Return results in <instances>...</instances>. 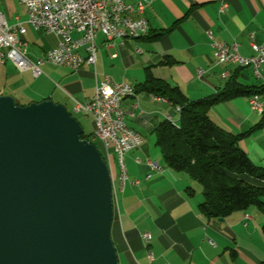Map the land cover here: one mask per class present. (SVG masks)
Wrapping results in <instances>:
<instances>
[{
    "label": "crops",
    "instance_id": "obj_1",
    "mask_svg": "<svg viewBox=\"0 0 264 264\" xmlns=\"http://www.w3.org/2000/svg\"><path fill=\"white\" fill-rule=\"evenodd\" d=\"M123 1L145 3L142 15L148 24L147 37L125 38L119 47L97 32L94 65L83 63L71 69L44 62L36 77L4 61L0 64V96L9 95L18 105L50 99L74 112V101L91 98L95 83L105 75L136 86L149 72L177 86L189 99L212 94L234 72L242 84L264 83V60L258 78L250 67L216 63L212 47V41L235 44L241 56L253 55L249 34L257 43L264 40V0ZM222 3L226 9L220 14ZM0 12L8 24L18 20L26 26L20 37L29 60L41 58L57 43L56 35L25 23L26 8L18 0H0ZM136 47L142 52H134ZM259 99L264 109V95ZM122 105L125 122L142 142L125 154L123 185L117 181L115 156L110 151L116 187L110 238L118 264H264V197L262 207L250 205L224 218L206 217L199 209V183L166 166L154 142V128L166 116L173 120L175 106L146 91H135ZM208 116L235 134L257 123L261 113L250 108L248 96H239L211 106ZM239 145L253 164L264 167V125ZM148 161L158 168H151ZM145 233L148 241L142 238Z\"/></svg>",
    "mask_w": 264,
    "mask_h": 264
},
{
    "label": "water",
    "instance_id": "obj_2",
    "mask_svg": "<svg viewBox=\"0 0 264 264\" xmlns=\"http://www.w3.org/2000/svg\"><path fill=\"white\" fill-rule=\"evenodd\" d=\"M50 99L0 96V264H118L108 166Z\"/></svg>",
    "mask_w": 264,
    "mask_h": 264
},
{
    "label": "built area",
    "instance_id": "obj_3",
    "mask_svg": "<svg viewBox=\"0 0 264 264\" xmlns=\"http://www.w3.org/2000/svg\"><path fill=\"white\" fill-rule=\"evenodd\" d=\"M101 1H108L109 6H117V14L102 11ZM18 2L26 8L25 23L28 26L58 37L55 46L48 49L41 58L31 61L27 58L25 43L20 37L26 33V26L18 20L8 24L4 14L0 12V64L9 61L20 71L29 70L34 77L41 73L40 65L44 62L71 69H77L83 63L94 65L97 32H101L108 42L114 40L117 46L121 47L124 43H118V36L140 38L143 29H148L147 20L142 15L145 7L142 1L134 4L123 0H18ZM225 9L226 4H220L219 13H223ZM208 34L212 38L210 32ZM249 37L253 51V55L249 57L241 56L235 44L212 41L215 62L250 67L253 74L259 78L260 65L264 60V40L260 43L255 42L252 33ZM134 52L141 53L142 50L136 47ZM114 56L115 54L111 55ZM201 73L202 71L198 70V75ZM120 92H129V96L134 95L132 85L115 81L105 75L102 80L95 83L91 98L84 102L75 100L73 104L74 112H81L92 121L91 141L99 142L108 166L112 199L116 187L110 151L112 150L115 156L117 181L119 185H123L127 178L125 154L142 142L139 134L125 122L123 105L121 104L119 111H111V103L117 100ZM249 104L251 109L259 113L263 110L257 95L249 98ZM175 110L178 112L179 107L176 106ZM165 119L172 121L170 116H166ZM147 164L153 169L158 168L152 161H148ZM133 183L138 184V181ZM244 218L248 216L244 215ZM142 238L148 241L149 234H143Z\"/></svg>",
    "mask_w": 264,
    "mask_h": 264
},
{
    "label": "trees",
    "instance_id": "obj_4",
    "mask_svg": "<svg viewBox=\"0 0 264 264\" xmlns=\"http://www.w3.org/2000/svg\"><path fill=\"white\" fill-rule=\"evenodd\" d=\"M166 62L168 60L162 63ZM133 89L134 92L155 94L179 107L177 123L164 119L156 125L154 142L166 166L185 172L199 183L202 194L199 209L206 217L224 218L250 205L262 207L264 167L253 164L239 142L264 125V109L257 123L235 134L215 124L208 116V110L217 103L239 96L261 97L264 83L242 84L234 72L212 94L189 99L177 86H171L148 72ZM80 137L93 143L84 133ZM101 155L105 160L102 152Z\"/></svg>",
    "mask_w": 264,
    "mask_h": 264
},
{
    "label": "bare ground",
    "instance_id": "obj_5",
    "mask_svg": "<svg viewBox=\"0 0 264 264\" xmlns=\"http://www.w3.org/2000/svg\"><path fill=\"white\" fill-rule=\"evenodd\" d=\"M101 9L102 11H105V13L117 14V6H109L108 1H101ZM148 32V29H143L142 36H140V38L145 37ZM124 39L125 36H118V43H124ZM127 97H129V92H120L117 100H113L111 103V111H119L123 100Z\"/></svg>",
    "mask_w": 264,
    "mask_h": 264
},
{
    "label": "rangeland",
    "instance_id": "obj_6",
    "mask_svg": "<svg viewBox=\"0 0 264 264\" xmlns=\"http://www.w3.org/2000/svg\"><path fill=\"white\" fill-rule=\"evenodd\" d=\"M72 116L80 123L82 129H83V133L88 136L89 140H91V131H92V121L89 117H87L86 115L82 114V113H74L71 112ZM177 119H178V113L176 111V113H173V120L175 121V123H177ZM93 143H95V145L97 146L98 149H100L99 146V142L97 140H92Z\"/></svg>",
    "mask_w": 264,
    "mask_h": 264
}]
</instances>
